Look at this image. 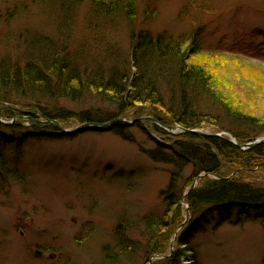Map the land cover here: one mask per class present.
<instances>
[{"label": "rangeland", "instance_id": "1", "mask_svg": "<svg viewBox=\"0 0 264 264\" xmlns=\"http://www.w3.org/2000/svg\"><path fill=\"white\" fill-rule=\"evenodd\" d=\"M110 1L115 2L107 7V0H0V74L8 80L0 94L10 99L9 108L55 116L88 113L93 120L84 123L95 127L36 137L27 135L35 131L28 119L24 128L0 132L7 141H0V264H149L158 254L148 256L147 221L169 220L174 213L177 223L162 229L167 240L157 259L264 264L259 211L188 212L183 197L192 166L178 169L150 156L161 148L159 141H168L153 127L169 133L160 120L147 111L137 118L116 116L141 119L140 125L125 123L118 130L123 135L112 130L122 122L106 120L118 110L119 98L133 97L139 85L160 104L152 107L160 118L170 106L179 107L183 90L172 74L175 66L158 74L155 50L138 49L144 42L137 36L147 31L180 44L167 63H179V53L189 48L186 63L204 70L202 88L197 79L183 83L189 111L206 123L196 129L228 138L231 132L263 137L264 0ZM45 67L54 72L48 73V85L36 87L28 78ZM233 111L257 122L235 123ZM62 121L65 130L80 124ZM257 160L253 172L238 176L264 187V159ZM188 224L194 229L185 248L179 239ZM125 244L134 249L122 255Z\"/></svg>", "mask_w": 264, "mask_h": 264}, {"label": "trees", "instance_id": "2", "mask_svg": "<svg viewBox=\"0 0 264 264\" xmlns=\"http://www.w3.org/2000/svg\"><path fill=\"white\" fill-rule=\"evenodd\" d=\"M113 2L107 0L106 6L107 7L111 6ZM138 35H139L137 36L138 42H144V45H141L138 48L140 51L147 49L148 50L152 49L153 51L155 50L156 58L154 61H156L157 59L158 61L156 63H158V65L161 66L160 68L161 71L159 69V71H156V73L159 74L165 72V69L163 70V68L166 65H168L169 68L175 66L171 68L173 73L172 72L170 73L175 74L176 76L178 75L181 81L179 83V91L183 90V92H180L181 97L178 105L179 107L174 108L173 106H170V108L167 109L166 111L168 112V115L164 119H162L163 117L160 118L159 114L156 113L155 110L152 108L154 107L155 104L161 107L160 104H158V102H156L155 99L151 97L149 93H147V91L145 92L143 86L139 85L136 88H134L130 93V95H133V97H128V99L126 100H123L122 97L119 98L118 110L113 114H110L109 115L110 118L106 120H111L116 116L125 115V114H129V116L132 115L131 117L137 118L143 111H147L150 114L149 116H152L160 120L161 122H165L166 124L174 125L176 123L180 125L182 128H186V129H195L202 126L205 121H201V117H197L196 114H194L193 110L189 111V105L187 104L186 96H185L186 91L184 90L185 85H183V83L185 84V81L189 78H192L193 80L197 79V83L199 84L200 88H202L206 83L207 78L202 68L193 66L189 64V62L186 63L187 62L186 55L188 53L189 48L188 50H185V52L179 53L180 54L179 63L175 64L176 63L175 61H174L175 63L172 64L171 62L167 63L166 59H169L172 56L171 53L173 51V48L176 50L180 45L178 44V42L170 39L166 40V37L162 35H157L156 37H152V35L147 31L139 33ZM194 44L196 43L191 42V45ZM60 70L56 69L55 72ZM49 71L51 73L54 72L52 68L50 70V68L47 67L43 68V71L40 69L39 70L35 69V71H33L34 76L28 79L32 81L33 82L32 84L35 85L36 87H39L41 85L46 86L48 85L50 79V76L48 75ZM15 79L17 80V77ZM16 80L15 83L13 84H19L20 79L17 82ZM199 80L200 83L198 82ZM5 84H8L7 76L1 73L0 88L3 87L2 85ZM57 88L62 92L64 91L63 86L58 85ZM64 93L66 95L67 92L64 91ZM59 94H61V92ZM7 101L10 102V99L0 94V105L1 104L8 105ZM143 102L148 103L149 106L145 108L138 107V105L133 106L134 104L143 103ZM2 109H4L6 115L0 111V116L6 117L7 120L15 116L14 115L15 112L19 113L18 110L15 111V109L12 108L10 109L0 106V110ZM40 111L42 110L40 109ZM30 113H36V111ZM54 118H56L58 121L77 119V121H79L80 123L93 120L90 114L88 113H84V114L78 113L72 115L69 112L68 114L66 112L61 113L59 115H56ZM231 118L234 119L235 123L237 122L241 124L246 123V124L254 125L256 121V118H247L235 111H233V115L231 116ZM33 122H34L33 125H35V129H37V126H39L38 123L35 121V119ZM137 124L140 125L139 123ZM112 126L116 127L115 129L112 130L115 131L117 130V133H120L118 130H121V128H123L125 124L114 123L112 124ZM6 127L7 129H11V130L19 128L18 123L16 124V121L12 122L10 125ZM153 127L158 133L168 138L169 142L159 141L161 143L158 142L157 146L161 147L162 149L158 148L157 150L150 151L151 158L158 161H165L167 163H172L178 169H181V167H183L185 164L191 165L192 172L187 179V186L188 185L190 186L191 182L197 180L198 177L202 174V177L198 180V185L195 188L189 190L188 193L183 197V201L187 204L188 212L191 215L203 210L208 212H215V211L228 210L233 208L252 209L254 211L260 212L259 218L261 224L264 226V187L253 185L252 183L245 181L243 178L238 176L239 172H245L247 170L253 172L251 171V165L255 166L254 168L258 167L257 165H259L261 160H257V158L264 159V142L256 144L255 146L249 149L242 150L237 146H235L234 144H232L231 142H229V140L226 137L203 136L193 133H181L178 135H172L170 133L160 130L155 124H153ZM49 128L52 130H50V132L47 133L46 135L43 134L44 137L63 135L53 125H50ZM228 132L230 133L231 131ZM260 132H263L262 135L264 136V129ZM231 134L239 143H245L253 140L250 137H243L232 132ZM27 135L36 136V131L27 132ZM0 141L4 143L7 142L6 140L3 139H1ZM234 173H236L237 176L233 175ZM209 175L210 176L214 175L217 178H211L209 177ZM168 198L174 203L178 199L177 196L176 199L175 196L172 195L171 191H170V197ZM177 218H178V214L174 213L173 215H171L169 220L166 218H161L156 222L147 221L146 228L149 234H151L149 240L150 247H149L148 256L164 252L165 244L163 243L165 242V240H167L166 239L167 232L163 233L162 229L165 226L173 227L177 223L176 221ZM193 225L194 224L191 225L188 224L186 227H184V230L179 239V243L184 244L185 248H187L188 233L189 234L192 233L194 229ZM106 249L107 250L105 251H107V255L109 256L110 254L109 249L108 248ZM131 249L134 248H131V245L125 244V246L119 248V252H121V254L124 255L126 253H123L122 251H130ZM181 255H183L182 251L178 253V257H181ZM108 256L107 258L110 259V256L109 257ZM194 257L195 256H193V259ZM152 264H180V262L179 260L176 262H172L170 260L163 259V260H156L152 262Z\"/></svg>", "mask_w": 264, "mask_h": 264}, {"label": "bare ground", "instance_id": "3", "mask_svg": "<svg viewBox=\"0 0 264 264\" xmlns=\"http://www.w3.org/2000/svg\"><path fill=\"white\" fill-rule=\"evenodd\" d=\"M1 107H5V108H9V107H11V106H13V105H11V106H9V104L8 105H5V104H1L0 105ZM14 109V108H13ZM19 111V110H18ZM30 112H35V111H33V110H21L17 115H15V116H13L12 118H10V119H13V120H16V122H17V120H20L21 122H18V123H20V124H18V126L19 127H22V128H24L22 125L23 124H21V123H23V121H25V120H28L29 118L28 117H34V118H37L38 120H40V121H43V119H47V120H50L51 122H57V124H58V127L57 126H54L55 128H58V129H62V130H65V127L62 125V122L63 121H58L56 118H54L55 117V115H48V114H46V113H44V114H42V116L41 117H35L32 113H30ZM37 112V111H36ZM26 115H28V117H26ZM0 119L1 120H5L6 119V117H1L0 116ZM114 119V118H113ZM111 119V121H113V122H126V120H124V118H121V117H119V118H116V119ZM117 119H122L121 121H118ZM107 121H110V120H107ZM107 121H105V122H107ZM9 122V121H8ZM7 122V123H8ZM130 122H133V123H138V122H140V121H137V122H134V121H130ZM6 123V121H0V126H1V129H0V131L2 132V131H5L6 129H7V127L6 126H8V125H10V124H7ZM90 123H92V122H88V124H86V123H80V124H78V128L80 127V128H82V129H86V128H89V129H93V128H95L94 127V125H92V126H90ZM92 124H94V123H92ZM96 124V123H95ZM105 124V123H104ZM39 126H37V129L35 130L36 131V137L38 136H44V135H46L47 134V132L48 131H50V130H52V129H50V128H48V127H50L49 125H42V124H38ZM51 125V124H50ZM169 126H171V125H169ZM102 127H103V125H102ZM102 127H99V128H102ZM21 128V129H22ZM34 128V127H33ZM73 130V129H72ZM75 130V129H74ZM200 130V129H199ZM201 131V130H200ZM201 132H203V131H201ZM71 133V132H70ZM69 133V134H70ZM172 133V132H171ZM44 134V135H43ZM226 134V133H225ZM10 137H13V136H10ZM250 147H248V148H246V149H249ZM202 176H199L198 177V179L197 180H199L200 178H201ZM197 180H196V182H197ZM196 185V184H195ZM195 185H190L186 190H185V193L187 194L188 193V191L189 190H191V189H193V187H195ZM187 210H188V206H187ZM156 260H159V259H154V260H151L150 261V263L152 264V262H154V261H156Z\"/></svg>", "mask_w": 264, "mask_h": 264}, {"label": "water", "instance_id": "4", "mask_svg": "<svg viewBox=\"0 0 264 264\" xmlns=\"http://www.w3.org/2000/svg\"><path fill=\"white\" fill-rule=\"evenodd\" d=\"M142 119H145L144 117ZM118 121H121L122 119H117ZM141 120V119H139ZM138 120V121H139ZM137 121V120H135ZM57 127H58V124L57 122H53ZM127 124H132L133 122H130V121H126ZM95 125H99V124H95ZM163 127H165L166 129L170 130V131H173V130H177L179 129L178 126H169V125H165V124H162ZM79 128L73 130V131H67V130H62L60 129L62 132H65V133H69V132H76L77 130H79ZM184 132H189V133H193V134H197V135H203V136H217L219 137L220 134L218 133H215V134H208V133H204V132H201L199 130H196V129H183ZM229 142H231L232 144H234L235 146H237L238 148H241V149H245V148H248V147H253L255 146L256 144H259V143H263L264 142V138H261V139H256L255 141L253 142H248V143H245V144H240V143H237L234 139L232 138H229L228 139Z\"/></svg>", "mask_w": 264, "mask_h": 264}]
</instances>
